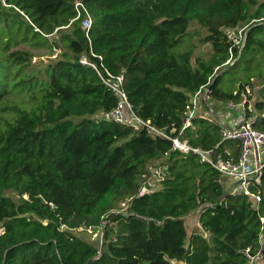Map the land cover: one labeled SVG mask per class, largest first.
Listing matches in <instances>:
<instances>
[{
    "label": "trees",
    "instance_id": "obj_1",
    "mask_svg": "<svg viewBox=\"0 0 264 264\" xmlns=\"http://www.w3.org/2000/svg\"><path fill=\"white\" fill-rule=\"evenodd\" d=\"M82 1L88 38L81 20L71 21L74 0H0V264H250L246 249L264 258V165L245 193L171 140L212 149L214 161L237 159L240 141L221 140L220 121L199 111L182 128L210 76L204 113L210 101L243 102L244 120L264 130V87L249 105L253 85L222 90L218 73L233 64H224V29L246 31L236 57L264 29V0ZM192 21L212 48L194 60L192 48L174 51ZM43 46L47 61H32L30 49ZM91 52L123 75L135 113L168 137L100 117L116 96L80 62L99 64ZM21 93L24 101L12 99ZM190 214L198 226L189 234ZM79 229H100L102 253Z\"/></svg>",
    "mask_w": 264,
    "mask_h": 264
},
{
    "label": "built area",
    "instance_id": "obj_2",
    "mask_svg": "<svg viewBox=\"0 0 264 264\" xmlns=\"http://www.w3.org/2000/svg\"><path fill=\"white\" fill-rule=\"evenodd\" d=\"M73 7L75 10V17L71 20L80 19L81 25L85 29L86 37L88 38V31L92 26V17L87 10L84 2L82 0H74ZM225 36L230 41L231 45L229 47L230 56L224 62V64H229L232 61V48H242L245 38L246 31L244 27L241 28H225ZM91 54L94 57L99 59V64L95 61L89 60L85 55L80 57V62L92 67L103 84L115 94L116 104L111 109L103 111L100 114V117L103 119L113 121L119 124L133 126L135 128L144 127L149 132L156 133L163 137H168V135L162 130L158 129L150 123L148 120H143L140 118L135 111L131 103L129 102L126 92L123 88V75L122 74H113L111 73L101 62L102 57L96 55L93 52ZM218 67L215 68V71ZM211 82V76L208 78V82L200 87L192 96L191 103L187 106L186 116L183 120L182 128L188 127L191 125V119L198 115L200 111V101L198 99L202 95H207L209 91V84ZM229 107H233L235 104L231 101L224 102ZM243 105V102L240 103ZM211 111V107H208ZM221 140L227 139H236L240 141V153L235 161L228 159L222 160L217 159L213 160L211 157L212 149H201L199 147H190L184 141H180L177 137L171 138L173 146L182 151L191 150L193 153L199 155L201 161L210 163L213 167L218 169L225 175L231 176L234 179H237L239 182V187L244 190L245 193H248L247 185L261 170L264 165V130L254 128L249 120H244V115L240 116L234 125L226 126L222 124L220 130ZM255 149L257 150V160L255 158ZM159 171L156 169L154 171V177L158 178ZM150 186L153 183H149ZM145 189H142L140 193H144ZM26 197V195H23ZM254 198V201H259L260 196L258 194H251ZM2 228H0V232ZM261 236H259V242H261ZM248 250L246 249V254L249 257L250 264H254L255 261L260 259L261 254L257 253L255 255H249Z\"/></svg>",
    "mask_w": 264,
    "mask_h": 264
},
{
    "label": "rangeland",
    "instance_id": "obj_3",
    "mask_svg": "<svg viewBox=\"0 0 264 264\" xmlns=\"http://www.w3.org/2000/svg\"><path fill=\"white\" fill-rule=\"evenodd\" d=\"M206 30L200 27L197 23L191 22L188 28L187 34L183 37L182 41L174 48L176 53L182 52L187 48H192L193 56L192 60L195 59L196 56L207 57L211 52V44L208 42H201V38L205 35ZM253 43L249 45V47L244 48L236 57L232 58L233 64L229 68L228 66L221 67L219 69L220 79H219V87L222 90L230 91L236 89L240 83H249L254 86L253 82L250 81V76H255L258 78V84L264 80V29H257L253 32L252 35ZM5 48L1 46L0 54L4 56ZM33 53L37 54L32 58V61L36 63H40L39 61L46 62L48 57L45 55L47 53V49L43 46L36 49H30ZM41 54V55H38ZM54 56V55H53ZM52 56V57H53ZM7 62L4 61V68L6 67ZM6 71V70H5ZM260 76V78H259ZM251 78V79H252ZM254 94V90L252 89V99H255L256 95ZM253 96H255L253 98ZM205 95H202V99L205 98ZM12 99L16 102H21L26 99V95L21 93L18 95H12ZM201 102V97L198 99ZM212 101H210L211 104ZM211 112V111H210ZM212 113V112H211ZM264 158V154L262 155ZM237 181V179H235ZM153 188H157L159 185L156 180L153 181ZM8 194H12L9 192ZM186 228L188 233L198 226L196 216L193 214L188 215L185 218ZM79 237L94 243L95 245H99L101 242V232L100 229H79L74 231ZM171 264H184L179 261H171ZM254 264H264V258L260 256Z\"/></svg>",
    "mask_w": 264,
    "mask_h": 264
},
{
    "label": "crops",
    "instance_id": "obj_4",
    "mask_svg": "<svg viewBox=\"0 0 264 264\" xmlns=\"http://www.w3.org/2000/svg\"><path fill=\"white\" fill-rule=\"evenodd\" d=\"M255 78H253L252 80L254 81ZM251 80V81H252ZM258 79H256L255 82H253L254 84H256V86H254L255 88H253V90L255 91L253 95V98L255 97V99H258L260 96L258 94V89H261L262 87H264V80L262 82H260L258 84ZM255 99H251L249 101V105H251L253 103V100ZM209 106L211 107V112L207 113L205 111L204 113V107L202 106V104L200 105V113L205 114V116H210L213 119H216L218 121H220L221 124L226 125V126H230V125H234L237 121V119L244 115V109L242 105H238L235 104L233 107H229L224 103L221 102H211V104H209ZM250 107V106H249Z\"/></svg>",
    "mask_w": 264,
    "mask_h": 264
},
{
    "label": "water",
    "instance_id": "obj_5",
    "mask_svg": "<svg viewBox=\"0 0 264 264\" xmlns=\"http://www.w3.org/2000/svg\"><path fill=\"white\" fill-rule=\"evenodd\" d=\"M255 158H256V160H257V150L255 149ZM102 251H103V245H102V243H100V248H99V254L100 253H102ZM93 259V257H90L84 264H88L89 263V261L90 260H92Z\"/></svg>",
    "mask_w": 264,
    "mask_h": 264
}]
</instances>
